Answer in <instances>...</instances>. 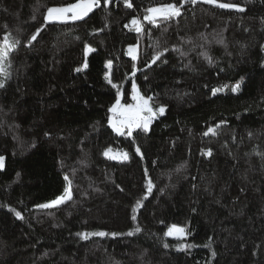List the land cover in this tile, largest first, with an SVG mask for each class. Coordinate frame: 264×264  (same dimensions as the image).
Listing matches in <instances>:
<instances>
[{
	"label": "trees",
	"instance_id": "obj_1",
	"mask_svg": "<svg viewBox=\"0 0 264 264\" xmlns=\"http://www.w3.org/2000/svg\"><path fill=\"white\" fill-rule=\"evenodd\" d=\"M76 2L0 0V45L18 41L0 73V264H264V0H100L45 21ZM170 3L179 16L144 19ZM133 83L165 111L119 137L112 84L127 104ZM65 177L71 199L41 208ZM173 225L186 237H166Z\"/></svg>",
	"mask_w": 264,
	"mask_h": 264
},
{
	"label": "snow or ice",
	"instance_id": "obj_2",
	"mask_svg": "<svg viewBox=\"0 0 264 264\" xmlns=\"http://www.w3.org/2000/svg\"><path fill=\"white\" fill-rule=\"evenodd\" d=\"M111 0H105V3H110ZM192 3H195L196 0H191ZM205 3L209 4H215L216 0H203ZM125 5L129 8L132 7V4L129 2V0H125ZM100 6V0H77L76 3H70L66 7H53L48 8L47 10V16L45 17L46 21H60L64 22L68 19H71L73 21L76 20H82L84 19L93 9L94 7ZM220 8H236L238 11H243L244 9L238 8L236 5L228 4V3H219L217 5ZM182 7V5L180 6ZM180 7H178L176 4H166L161 7L156 8H149L147 9V15H145L144 19L147 20L149 23L156 24L157 19H163L168 20L174 17L179 16L180 13ZM132 24L136 27V31H141V24L140 21L133 19ZM127 27V25H126ZM39 31V30H38ZM32 40L36 39V36L33 35L31 37ZM18 41L11 39L10 34L5 35L3 38V44L0 45V73L4 72L2 62L7 58L10 51L14 50L16 47V44ZM87 51H94V49L87 48ZM129 54L132 56V59H136L135 55V49L130 48ZM163 53L158 54L155 59H159L160 55ZM84 67H87V64L84 65ZM106 67H111V61L108 62ZM135 68V66H134ZM76 71H81L80 68L76 69ZM110 84L112 83L111 80L108 81ZM4 82L0 81V88H4ZM112 87L117 88V98L115 104L109 109V112L112 113V116L109 117V124L112 127V129L118 134V135H131L133 129H141L144 132H147L149 130V124L151 120L153 119L154 115L163 114L165 109L164 107H160L157 112H154L153 109L149 106V99H146L145 97L139 95V93L136 90V85H132L133 89V95L132 99L135 101V104L131 105H121L120 103V93L117 85L112 84ZM239 88V85H236L235 88L232 89V91H237ZM215 94V93H214ZM209 132H212L213 129H209ZM208 133L206 132L205 135ZM111 151L109 149L107 152H105V155L107 156L108 153ZM137 152H139V149H137ZM124 158H127V154H124ZM4 165V157L0 156V169L3 168ZM19 175V174H17ZM65 180H68V177H65ZM70 184V182H69ZM151 190V182H149V191ZM71 199V193L69 189H65V192L63 195L59 196L56 200L52 201L49 204H42L40 207L42 208H49L53 207L55 205H58L60 203H63L65 200ZM137 207H140V202H137ZM135 211V210H134ZM17 217L20 218V214L16 213ZM133 220L136 219L135 215L132 217ZM135 231L139 232L140 229L136 228ZM132 232L127 233V235H132ZM185 234V230L183 228L177 227L173 225L168 229V232L165 235L168 236H175L176 238H183ZM88 235H98V236H106L108 233L105 232H98V233H92V234H82V238L87 239ZM113 236L117 235L116 233H112ZM168 245H165L167 247ZM184 246L181 245V248ZM188 247H192V245H189ZM215 255V253H213Z\"/></svg>",
	"mask_w": 264,
	"mask_h": 264
},
{
	"label": "rangeland",
	"instance_id": "obj_3",
	"mask_svg": "<svg viewBox=\"0 0 264 264\" xmlns=\"http://www.w3.org/2000/svg\"><path fill=\"white\" fill-rule=\"evenodd\" d=\"M216 4H219V3H217L216 2ZM64 7H66V6H64ZM157 7H161V6H157ZM53 8V7H52ZM95 8V7H94ZM154 8H156V7H154ZM148 14V13H147ZM46 16H47V14H46ZM45 16V17H46ZM159 19V18H158ZM46 21V20H45ZM68 21H73V20H71V19H68L67 21H64V22H68ZM47 23H53V22H60V21H51V22H49V21H46ZM64 22H60V23H64ZM136 28V27H135ZM3 44V43H2ZM1 44V45H2ZM87 48H91V49H93L91 46H87L86 48H85V51H84V53H85V59H84V62H83V65L80 67V69H85L86 67H84V65L86 64V62H87V58H88V56L92 53V51H87L86 49ZM130 48H134L135 49V55L137 56V53H138V50H137V46L136 45H133V46H129V47H127L126 48V54H127V56L130 58V59H132V56L129 54V49ZM133 60V59H132ZM108 64V63H107ZM109 68V67H108ZM107 77H109V74L107 73ZM134 84V83H133ZM132 84V85H133ZM136 85V90H137V92L139 93V95H141L140 94V92H139V90H138V86H137V84H135ZM236 85H239V87H240V83H236V84H231V85H227V86H225L224 88H217V89H214L212 92H213V94L214 93H221V94H226L227 92H233V93H236L237 91H232V89L233 88H235L236 87ZM239 89V88H238ZM133 95V89H132V93H131V96ZM141 96H143V95H141ZM144 97V96H143ZM146 99H148V98H146ZM149 102V106L153 109V111L154 112H157V110L160 108V107H158V109L157 108H155V107H153L152 105H151V103H150V100L148 101ZM136 102L135 101H133V99H132V102H130V103H127V104H121V105H131V104H135ZM161 114H156V115H154V117H153V119L151 120V122H150V124L154 121V120H156V119H158L159 118V116H160ZM149 124V125H150ZM136 129H133V131H132V133L135 131ZM132 135V134H131ZM126 136V135H125ZM127 136H129V135H127ZM109 149H111V151L108 153V155H107V157L108 158H110V159H112V160H120V161H122V160H125V158H124V154H126L125 152H123V151H119V150H114V149H112V148H106L105 150H104V153L103 154H105V152H107ZM106 156V155H105ZM4 162H5V158H4ZM3 167H4V165H3ZM0 170H3V168L2 169H0ZM69 189V191H70V193H71V189H70V184H69V181L68 180H66V183H65V187H64V191L61 193V195H63L64 194V192H65V189ZM61 195H59V196H61ZM58 196V197H59ZM58 197H56V198H54V199H52V200H49L50 202H47V203H44V204H49V203H51L52 201H54V200H56ZM66 201H69V200H65L63 203H65ZM62 203H60V204H58V205H55V206H53V207H57V206H60ZM42 205V204H41ZM42 208V207H41ZM50 208V207H49ZM175 226H177V225H175ZM170 227H172V226H170ZM169 227V228H170ZM177 227H180V226H177ZM169 228H167V231H166V233L168 232V229ZM180 228H182V227H180ZM185 230V229H184ZM165 233V234H166ZM186 232H185V234H184V236H183V238H185L186 237ZM166 237H168V238H171V239H175L176 237L175 236H168V235H165ZM178 239H181V238H178Z\"/></svg>",
	"mask_w": 264,
	"mask_h": 264
},
{
	"label": "water",
	"instance_id": "obj_4",
	"mask_svg": "<svg viewBox=\"0 0 264 264\" xmlns=\"http://www.w3.org/2000/svg\"><path fill=\"white\" fill-rule=\"evenodd\" d=\"M121 103V102H120ZM110 115L112 116V113L110 112ZM110 130L113 132V133H115L117 136H119V137H121L122 135H118L113 129H112V127L110 126Z\"/></svg>",
	"mask_w": 264,
	"mask_h": 264
}]
</instances>
